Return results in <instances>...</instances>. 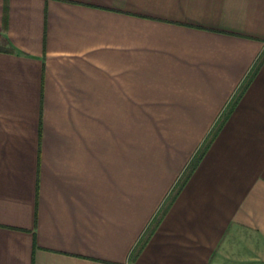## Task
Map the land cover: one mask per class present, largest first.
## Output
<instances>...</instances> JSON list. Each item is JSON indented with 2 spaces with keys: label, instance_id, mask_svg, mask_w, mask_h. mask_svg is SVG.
Masks as SVG:
<instances>
[{
  "label": "crops",
  "instance_id": "obj_1",
  "mask_svg": "<svg viewBox=\"0 0 264 264\" xmlns=\"http://www.w3.org/2000/svg\"><path fill=\"white\" fill-rule=\"evenodd\" d=\"M264 0H0V264H264Z\"/></svg>",
  "mask_w": 264,
  "mask_h": 264
},
{
  "label": "trees",
  "instance_id": "obj_2",
  "mask_svg": "<svg viewBox=\"0 0 264 264\" xmlns=\"http://www.w3.org/2000/svg\"><path fill=\"white\" fill-rule=\"evenodd\" d=\"M263 60H264V53L262 55V58L257 62V64L255 65V67L253 68V70L249 74V77L247 78L248 80H247L246 84L243 87H241V89L239 90V94L235 97V99L233 100V102L229 106V109L226 112V114L224 115V117L222 118V120H220V122H217V124L215 125V127H213V129L211 130L210 134L207 136L206 140L204 141V143L201 146V148L199 149V151L196 153V155L190 161L189 165L187 166V168H186V170H185V172H184V174H183V176L181 178V181L177 185L176 192L169 198V200L167 201L166 207L163 208V210L161 211V213H159V215L153 221V224H152L151 228L149 229V231L147 232L145 239H143L139 243V245L137 246V250L135 251V255H134L135 257L141 251L142 247L146 243V241H147L150 233L153 231L154 227H156V225L159 223V221L161 220V218L165 214L167 207L171 204V202L173 201L174 197L178 194V192L181 190V188L184 186V184L186 183V181L190 178L191 174L196 169L197 165L199 164V162L203 158L204 154L206 153L208 147L210 146V144L212 143V141L214 140V138L216 137V135L218 134V132L221 130V128L224 125L227 117L230 115V112L233 110L234 106L236 105V103H237L240 95L245 90L246 86L249 84V82L251 81V79L253 78V76L256 74V72H257L258 68L260 67V65H261V63H262Z\"/></svg>",
  "mask_w": 264,
  "mask_h": 264
}]
</instances>
